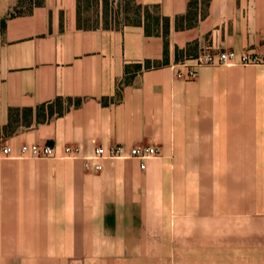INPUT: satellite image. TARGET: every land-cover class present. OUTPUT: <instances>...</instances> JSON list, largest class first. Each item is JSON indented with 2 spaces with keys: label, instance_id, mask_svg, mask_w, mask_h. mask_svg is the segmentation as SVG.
<instances>
[{
  "label": "crops",
  "instance_id": "obj_1",
  "mask_svg": "<svg viewBox=\"0 0 264 264\" xmlns=\"http://www.w3.org/2000/svg\"><path fill=\"white\" fill-rule=\"evenodd\" d=\"M136 1L169 19L166 37L79 28L77 0L22 13L0 0V144L160 149L145 169L108 159L100 172L82 157L0 159V264H174L254 239L239 223L253 222L264 174V65L204 67L194 81L172 65L203 48L264 52V0H197L195 18L192 0Z\"/></svg>",
  "mask_w": 264,
  "mask_h": 264
},
{
  "label": "built area",
  "instance_id": "obj_2",
  "mask_svg": "<svg viewBox=\"0 0 264 264\" xmlns=\"http://www.w3.org/2000/svg\"><path fill=\"white\" fill-rule=\"evenodd\" d=\"M264 65V52L252 49L236 51L224 49L214 51L203 48L195 56L185 57L178 63L172 65L176 70V77L185 81H194L199 72L209 66H259ZM160 156V149L156 145L136 144L127 147L122 144L108 147L97 146L92 153L81 154L79 146L66 145L59 152L55 146L50 144H22L18 154L14 153L13 147L8 143L0 144V159L5 158H62V159H84V168L88 171L100 172L103 170L104 160H128L135 159L140 163V168L145 169L150 159Z\"/></svg>",
  "mask_w": 264,
  "mask_h": 264
},
{
  "label": "rangeland",
  "instance_id": "obj_3",
  "mask_svg": "<svg viewBox=\"0 0 264 264\" xmlns=\"http://www.w3.org/2000/svg\"><path fill=\"white\" fill-rule=\"evenodd\" d=\"M32 5L33 1L25 0L18 4L15 12L27 11ZM86 5V20L89 24L94 25L96 19L104 13L105 9H108L113 25L121 26L128 22L125 12L128 8L133 7L134 0H88ZM129 16L134 17V14L131 12ZM255 186L256 205L252 217L253 222L251 220L252 223H239V234L243 239H246L247 235L248 238L254 239L240 241L238 247L224 248L222 255H176L174 264H264V174L256 176ZM0 258H4V256H0ZM15 262L21 263L22 259L16 256ZM162 263L165 264V261L160 260L159 264Z\"/></svg>",
  "mask_w": 264,
  "mask_h": 264
},
{
  "label": "trees",
  "instance_id": "obj_4",
  "mask_svg": "<svg viewBox=\"0 0 264 264\" xmlns=\"http://www.w3.org/2000/svg\"><path fill=\"white\" fill-rule=\"evenodd\" d=\"M25 0H19L20 4L21 2H24ZM26 1H33V0H26ZM40 1V0H38ZM88 0H77V7H76V23L79 28L84 29H91V28H98L100 26L109 28V27H119L117 25H113V20L110 18V13L108 9H105L104 13L96 19V22L94 25L89 24L86 20V12H87V5L86 2ZM209 0H203L204 4L207 6ZM198 1L192 0L189 5V10L187 13L188 17H194L196 15V12L194 8L196 7ZM134 14V17L129 16V13L131 12ZM13 15V13L11 14ZM125 17L128 19V22L126 24H134V25H144L146 33L148 35H159L163 34L165 37L168 34V26H169V19L166 17H162L158 11V8L156 6L150 7V6H143L142 4L138 3L136 0H134V5L132 8H128L125 12ZM183 17H179L178 20H180ZM179 22V21H178ZM162 23V24H161ZM191 24H194V21H192ZM163 25V31L160 30V26ZM178 26L181 27V23H178ZM160 64H154V66H159ZM146 68L152 67L151 62H146ZM134 67L137 70L142 69V64H135ZM131 71V65H126V73L128 74ZM44 105H42L43 107ZM32 112V109L27 108L22 110V112L18 109H12L10 111V125L13 121H16L19 119V115L22 113L24 117H27L29 113ZM63 112L62 109L58 110V113L61 114ZM54 112L52 111L50 115H53Z\"/></svg>",
  "mask_w": 264,
  "mask_h": 264
}]
</instances>
